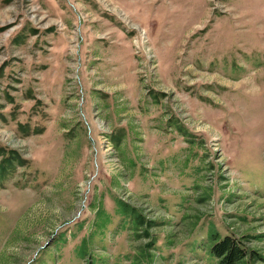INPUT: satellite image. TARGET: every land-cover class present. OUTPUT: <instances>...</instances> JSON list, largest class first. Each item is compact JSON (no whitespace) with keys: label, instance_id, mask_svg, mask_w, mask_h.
<instances>
[{"label":"rangeland","instance_id":"1","mask_svg":"<svg viewBox=\"0 0 264 264\" xmlns=\"http://www.w3.org/2000/svg\"><path fill=\"white\" fill-rule=\"evenodd\" d=\"M214 230L264 264V0H0V264H215Z\"/></svg>","mask_w":264,"mask_h":264},{"label":"trees","instance_id":"2","mask_svg":"<svg viewBox=\"0 0 264 264\" xmlns=\"http://www.w3.org/2000/svg\"><path fill=\"white\" fill-rule=\"evenodd\" d=\"M118 207L120 213L128 218V225L131 230H133L135 228L134 220L136 219V210L126 205V203L119 201ZM210 240L212 245L210 250H208V256L216 261L215 264H242L245 260L248 261L249 258H254L255 253L250 251L240 238H236L231 233L221 237L217 230H214L210 233ZM149 246H153V243L148 245V248L150 249ZM142 255L138 254V259H140V256ZM139 262L141 261H136V264H139Z\"/></svg>","mask_w":264,"mask_h":264}]
</instances>
